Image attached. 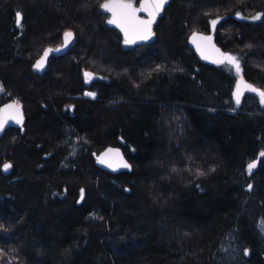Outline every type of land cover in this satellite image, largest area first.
I'll list each match as a JSON object with an SVG mask.
<instances>
[{"label": "trees", "instance_id": "1", "mask_svg": "<svg viewBox=\"0 0 264 264\" xmlns=\"http://www.w3.org/2000/svg\"><path fill=\"white\" fill-rule=\"evenodd\" d=\"M0 3V85L24 113L0 137V264H264V157L245 173L264 152V104L252 91L237 105L233 71L187 45L211 33L264 90V0H171L155 40L127 50L91 0ZM63 22L77 40L32 72L24 56L55 46ZM109 145L129 171L96 166Z\"/></svg>", "mask_w": 264, "mask_h": 264}, {"label": "snow or ice", "instance_id": "2", "mask_svg": "<svg viewBox=\"0 0 264 264\" xmlns=\"http://www.w3.org/2000/svg\"><path fill=\"white\" fill-rule=\"evenodd\" d=\"M167 3V0H141V4L139 8H136L133 6V0H105V3L101 4V9H103L106 12L111 13V18L107 21L108 24H114L117 27H119L125 34V43L131 44L134 43V39H130L129 36H134L141 40L148 39L153 33H152V25L156 19L157 14L162 10L163 6ZM139 12H147L148 18L144 19L137 15ZM259 17H253V19H258ZM213 26H215L216 21L211 22ZM16 25L17 27H22V14L17 11L16 13ZM72 36L71 32H65V44L68 43L69 38ZM197 35L196 33H193L192 42H196ZM201 40H207L210 41L211 37H199ZM199 48V46H198ZM56 51H59L57 49ZM218 51V50H217ZM223 59L219 60V63H224L227 61V63L231 66H233L239 75L240 73V63L237 57L230 56L228 54H222ZM47 56V51L45 52V57ZM45 57H42L40 60H38L34 65V70H42L44 67V60ZM216 62V61H214ZM86 77H90V73H85ZM246 88L250 91L256 92L260 99L261 103L264 104V90H258L251 85H246ZM3 86L0 85V92H3ZM85 95L89 96H95L94 93H85ZM234 96L236 98V103L239 105L240 103V91L239 87L237 88V91L234 93ZM7 113L5 116L4 114ZM22 114L20 113V105L18 102L14 101L12 104L5 105L3 109H0V130H3L5 124L11 120L14 121L17 124L22 123ZM109 153H115L117 156H119V150L118 149H107L105 153H102L100 157H98V162L101 164L105 163V160L103 157L107 156ZM260 156L264 157V152L260 153ZM256 161H252L247 165V171L249 174L252 173L253 169L256 167ZM108 167H112L111 163L107 164ZM118 167L122 168H129L130 165L123 161L121 158L118 165ZM12 165L10 163H5L3 166H0V171L7 172ZM115 170V169H113ZM175 171V169H173ZM198 175H203L202 172H198ZM248 189H252V185H248ZM83 189H81V195L83 196ZM261 231H264V223L261 224ZM249 254L248 249H244V255L247 256Z\"/></svg>", "mask_w": 264, "mask_h": 264}, {"label": "water", "instance_id": "3", "mask_svg": "<svg viewBox=\"0 0 264 264\" xmlns=\"http://www.w3.org/2000/svg\"><path fill=\"white\" fill-rule=\"evenodd\" d=\"M171 0H167V3L163 6L162 10L157 14L156 16V19L152 25V35L146 39V40H141V39H138L134 36H129L130 39H134L135 42L134 43H131V44H126L125 43V34L124 32L119 28L117 27L116 25L114 24H108L107 21L111 18V13L109 12H106L104 11L103 9H101V4L105 3V1H103L102 3H100L99 5V8L98 10L102 13V14H107L108 16L106 17V19L104 20V24L107 28H112L114 29L115 31H117L120 36H121V41H120V47L123 49V50H127V49H132L136 46H139V45H148L150 43H152L154 40H155V30H154V27L159 19V17L162 15L163 13V10L164 8L168 5V3L170 2ZM135 0H133V6L136 7V8H139L140 7V4H141V0L138 1V4L135 6ZM138 16L144 18V19H147L148 18V13L147 12H139L137 13ZM193 33H196L197 35V39H196V42H192V37H193ZM211 37V40L210 41H207V40H201L199 39V37ZM187 45L189 48H191L195 54V56L197 57V59L202 62V63H208V64H223V63H219L218 61L223 59V55L224 54V51L222 50V48L216 44V42L214 41V37L211 33H204V32H199V31H195V32H192L191 34H189V36L187 37ZM199 46V48H198ZM69 48V41L67 44H65V41L55 47V48H52V47H45L42 51V53L40 54V56L34 60L33 62V65L38 61L40 60L42 57H45V52L47 51V56L45 57V60H44V67L42 70H34L33 68V71L34 73L38 74V75H41L45 68H46V62H47V59L49 56L51 55H55V56H59V55H62L64 54L67 49ZM57 49H59V51H56ZM218 50V51H217ZM216 61V62H214ZM246 85H249L248 83H245V82H237L234 86V91H233V94L237 91V88L239 87V91H240V97L243 93H246V92H252L250 90H248L246 88ZM15 100H8L6 101L5 103L1 104L0 105V109H3L5 105H8V104H12ZM17 102V101H16ZM20 105V104H19ZM20 113L22 114V123L20 124H17L15 123L14 121H11L9 120L3 130H0V137L3 135L4 131L7 129V128H18L20 126H22L23 122H24V113H23V109H22V106L20 105ZM5 116L7 115V113L4 114ZM107 149H118L119 150V156H117L115 153H109L107 156L103 157V159L105 160V163L104 164H101L98 162V157L101 156L102 153H105ZM123 159V161H126L128 164L129 162L126 160V158L124 157L121 149L118 147V146H106L105 148H103L101 151H99L96 155H95V164L98 168L104 170V171H107V172H110V173H118L119 171H129L130 169L129 168H122V167H118V163L120 161V159ZM108 163H111L112 164V167H108L107 164ZM130 165V164H129ZM115 169V170H113Z\"/></svg>", "mask_w": 264, "mask_h": 264}, {"label": "flooded vegetation", "instance_id": "4", "mask_svg": "<svg viewBox=\"0 0 264 264\" xmlns=\"http://www.w3.org/2000/svg\"><path fill=\"white\" fill-rule=\"evenodd\" d=\"M58 1V3H59V5H60V7L61 8H66V6L64 5L65 3L69 6V7H71V4H73L74 5V7L76 8L78 5H79V3H80V1L81 0H57ZM103 1H105V0H103ZM102 1V2H103ZM102 2H100V3H102ZM100 3H99V5H100ZM1 4V3H0ZM135 6L138 4V0H135ZM99 5H98V7L97 6H95V8L97 7V8H99ZM1 7V6H0ZM12 7V6H11ZM91 7H93V6H91ZM14 8H16V7H14ZM16 9H14V11H15ZM16 13H17V11H15V16H16ZM104 16H105V18L104 19H106V17L108 16L107 14H104ZM65 22H63V23H60L59 24V28L53 33V36H51L52 37V39L54 40L56 37H57V35L59 36V39H58V43L55 45V46H53V45H47V46H45V47H52V48H55V47H57V46H59V45H61L64 41H65V37H64V33L65 32H71L72 33V36L69 38V47L76 41V36L74 35V33H73V30H70L69 28H65ZM16 25V24H15ZM70 24L69 23H67V26H69ZM105 25V24H104ZM106 27V26H105ZM107 28V27H106ZM108 30H110V31H114V32H116L117 34H118V37L120 38L118 41H119V43H120V41H121V36H120V34L117 32V31H115L114 29H112V28H107ZM16 30H17V36L18 37H22V35H25V34H27V33H29L28 32V30L26 29V27H25V25H24V23L22 22V27H17V25H16ZM155 38H156V35H155ZM117 42V41H116ZM118 43V42H117ZM118 43V44H119ZM44 47V48H45ZM43 48V49H44ZM43 49H42V51H43ZM68 50V49H67ZM42 51H41V53H42ZM40 53V54H41ZM40 54L39 55H37V56H34V55H32V57L30 58V60H33V62H34V60L35 59H37L39 56H40ZM63 55V54H62ZM52 56H54V57H58V56H55V55H51V56H49V57H52ZM59 56H61V55H59ZM24 57H26V56H24ZM48 57V58H49ZM31 70H32V72H34L33 71V63L31 64Z\"/></svg>", "mask_w": 264, "mask_h": 264}, {"label": "rangeland", "instance_id": "5", "mask_svg": "<svg viewBox=\"0 0 264 264\" xmlns=\"http://www.w3.org/2000/svg\"><path fill=\"white\" fill-rule=\"evenodd\" d=\"M103 0H91V6H93V7H89V8H94V10H96V8L98 7V5H99V3L100 2H102ZM95 6H97L96 8H95ZM100 19H102V17H104V16H98ZM105 18V17H104ZM107 33H108V35H109V37L111 38V40L114 42L113 44H118L119 43V37H118V34L116 33V32H114V31H110V30H108L107 29ZM74 35H75V33H74ZM76 36V35H75ZM76 40H77V37H76ZM118 43H117V42ZM120 44V43H119ZM140 50H141V48H140ZM42 51V50H41ZM35 56V55H34ZM32 57V55H29L28 53L26 54V58L27 59H29L30 60V58ZM32 63H33V60H32ZM224 65H225V68L226 69H229V70H232L233 71V73H234V76H235V84L237 83V82H243V80H242V77H241V71H240V73H239V75L237 74V72H236V70H235V68L233 67V66H231V65H229L228 63H227V61H225L224 63H223ZM235 86V85H234ZM233 97H234V101H235V103H236V98H235V96L233 95ZM258 97H259V95H258ZM0 98H5L7 101L8 100H15L16 101V99H7V93L5 92V91H3V92H0ZM259 103H260V105H263L262 103H261V99H260V97H259ZM261 152H263V151H259L258 153H257V155H256V157H255V159H253L252 161H256L257 163H256V166H257V164H258V161H259V159L262 157V156H260V153ZM252 161H250V162H252ZM250 162H248L247 164H246V166H245V173L247 174V175H250L249 173H248V171L246 170L247 169V165L250 163ZM256 168V167H255ZM254 168V169H255ZM253 169V170H254ZM247 189H248V187H247ZM262 223H264V220L260 217V218H258V220L256 221V227H257V229H258V231H259V233L260 234H262V235H264V231H261V224Z\"/></svg>", "mask_w": 264, "mask_h": 264}, {"label": "built area", "instance_id": "6", "mask_svg": "<svg viewBox=\"0 0 264 264\" xmlns=\"http://www.w3.org/2000/svg\"><path fill=\"white\" fill-rule=\"evenodd\" d=\"M85 93H94V94H95L94 91H91V90H84L81 96H85V97L93 98V96L85 95Z\"/></svg>", "mask_w": 264, "mask_h": 264}, {"label": "bare ground", "instance_id": "7", "mask_svg": "<svg viewBox=\"0 0 264 264\" xmlns=\"http://www.w3.org/2000/svg\"><path fill=\"white\" fill-rule=\"evenodd\" d=\"M138 1H139V0H138ZM160 17H161V16H160ZM160 17H159V18H160ZM155 35H156V34H155ZM188 36H189V35H188Z\"/></svg>", "mask_w": 264, "mask_h": 264}]
</instances>
